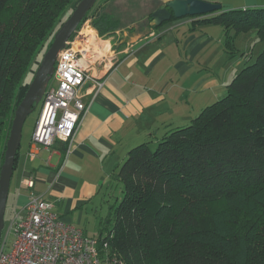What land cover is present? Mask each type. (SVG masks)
I'll list each match as a JSON object with an SVG mask.
<instances>
[{"label": "trees", "instance_id": "1", "mask_svg": "<svg viewBox=\"0 0 264 264\" xmlns=\"http://www.w3.org/2000/svg\"><path fill=\"white\" fill-rule=\"evenodd\" d=\"M79 1L0 0V170L27 78ZM103 5L71 38L86 19L100 35L120 26ZM198 22L222 24L229 48L230 29L256 30L264 42V6ZM112 182L121 195L112 194L98 238L124 264H264V48L188 125L131 147Z\"/></svg>", "mask_w": 264, "mask_h": 264}, {"label": "crops", "instance_id": "2", "mask_svg": "<svg viewBox=\"0 0 264 264\" xmlns=\"http://www.w3.org/2000/svg\"><path fill=\"white\" fill-rule=\"evenodd\" d=\"M154 1L99 3L104 4L107 14L121 20L120 26L107 35H100L95 28L102 43L110 48L93 67L105 85L95 95L85 96L88 110L69 152L68 143L62 140L49 148L33 145L36 122L29 128L17 152L11 180L8 204L13 214L25 213L31 196L41 195L54 203L63 221L82 228L89 236H104V220L114 201L105 190L128 150L170 126L193 119L214 96L227 92L230 81L227 76L219 79L212 63L214 49L223 48L224 26L215 22L194 24L203 16L175 18L155 27L152 13L164 0ZM246 4L251 5L238 7L264 6V0ZM236 63L239 70L247 62ZM34 75L28 76L29 84ZM32 149L37 152L34 158L29 155ZM29 180L33 185L27 184ZM93 208L109 210L98 218L97 233L90 235L86 229L91 213L97 212Z\"/></svg>", "mask_w": 264, "mask_h": 264}, {"label": "built area", "instance_id": "3", "mask_svg": "<svg viewBox=\"0 0 264 264\" xmlns=\"http://www.w3.org/2000/svg\"><path fill=\"white\" fill-rule=\"evenodd\" d=\"M108 51L110 48L102 43L91 20L86 19L58 55L52 75L54 84H48L43 96L32 134L33 145L49 148L62 140L70 151L88 110L85 96L95 95L105 85L104 78L93 73V67ZM29 155L37 156L36 150H30ZM27 184L33 185V180ZM11 229L15 237L8 242ZM8 234L2 235L0 241V264H124L116 254L110 255L107 241L63 221L54 203L41 195L31 196L25 213L14 212Z\"/></svg>", "mask_w": 264, "mask_h": 264}, {"label": "water", "instance_id": "4", "mask_svg": "<svg viewBox=\"0 0 264 264\" xmlns=\"http://www.w3.org/2000/svg\"><path fill=\"white\" fill-rule=\"evenodd\" d=\"M96 2L97 0H80L71 15L56 31L53 42L45 52L34 78L16 109L7 140L4 162L0 170V241L5 227V215L11 180L14 174L17 152L22 142L25 121L38 104L41 103L54 73L60 51L67 46L68 40ZM222 9L223 3L221 0H164V3L152 13V22L160 26L173 17H202L218 13Z\"/></svg>", "mask_w": 264, "mask_h": 264}, {"label": "rangeland", "instance_id": "5", "mask_svg": "<svg viewBox=\"0 0 264 264\" xmlns=\"http://www.w3.org/2000/svg\"><path fill=\"white\" fill-rule=\"evenodd\" d=\"M103 1L104 0H97L95 5H97ZM253 1L254 0H248V2L246 0H221V2L223 3V9L222 10L223 11L230 10L231 9L230 7L240 8L238 6H241V5L250 6L251 4H246V3H251ZM258 1H260V0H258ZM154 2H156V4H157V2L159 3L158 0H155ZM150 3H151V1H150ZM253 6H255V5H253ZM150 7H151V5H150ZM151 9H150V11H151ZM124 10H125V8H124ZM187 18H190L191 20H193V19H198L199 17H187ZM187 18H184V19H187ZM218 26H221V25H218ZM226 33H227V30H226V28H224L223 48H220V49L215 48L214 49L213 56H212V63L214 65L217 64L215 66L213 65V67H214V71H216L218 73V78L224 80L227 76V78H228L227 81L231 82V80L234 78V76L242 69V68H239V70H236V68H235V64H237L236 62L240 63V61L245 60L246 62L251 63V62L255 61L258 54L264 48V42L260 40L256 30H252V31H248V32H240L237 34L235 29H230L229 35L232 36L234 44L232 45L231 48H229L227 41H226L227 40ZM41 60L39 61V64H40ZM229 73H230V75L228 76ZM49 84L51 86L54 84L53 78L50 80ZM226 93L227 92L223 91V92H221V94L219 96H214L211 103H213L214 101L225 96ZM41 106H42V101H41V103L38 104V106L35 108V110L27 117L25 124H24V127H23L22 138L25 136L27 131H29L30 127L33 128V126L37 120V117L40 113ZM181 113H182L181 116H183L185 114L184 111H181ZM199 113H200V111L197 112L196 115H198ZM181 116H179V117H181ZM191 119L192 118H190L189 120H185V122H183L184 124H181V125H183V126L188 125L191 122ZM139 143H136L133 146H135ZM106 189L107 190H105V192H107L109 194L111 200H112V194L121 195L119 184H115V182L110 181L108 183V186ZM93 209L94 210L97 209V212L94 211V213L93 212L91 213L92 214L91 222H90V224L88 223L89 226L86 229L87 233L90 235H94L97 233L98 227H99L98 226L99 224H97L98 218L102 215H106L108 210H109V208H93ZM13 217H14V214L12 213V210L10 208V204H8L7 209H6V215H5V227L3 229V236H6L8 234L12 220H13ZM14 237H15V232L13 229H11L10 233L8 234V242H12L14 240ZM96 237H98V236H96Z\"/></svg>", "mask_w": 264, "mask_h": 264}]
</instances>
